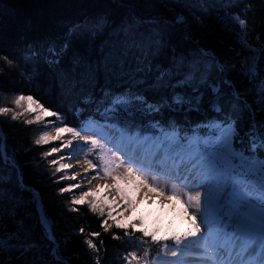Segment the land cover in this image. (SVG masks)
Here are the masks:
<instances>
[{
    "label": "snow or ice",
    "instance_id": "6c2138e0",
    "mask_svg": "<svg viewBox=\"0 0 264 264\" xmlns=\"http://www.w3.org/2000/svg\"><path fill=\"white\" fill-rule=\"evenodd\" d=\"M119 3L123 7L119 15L82 19L70 24L59 40L25 41L20 49L23 64L32 67L31 71L21 69V77L35 82L43 65L56 78L65 104L63 118L72 115L73 126H57L56 141L61 140V133L71 132L96 147L98 140L89 141L73 131L79 121L91 119L116 130L132 152V157L120 164L114 163L115 156L111 161L101 157L103 175L88 177L85 169L87 189L72 203L83 205L87 201L92 211L99 210L101 215V205L108 204V217L115 220L110 207L115 200L109 202L104 197L98 202L91 197L104 189H115L131 207L123 183L147 189L146 196L157 192L163 204L164 191L150 187L145 176L146 171L163 172L165 179L188 181L183 185L187 191L181 194L173 188L166 198L180 201L181 195L186 197L182 203L187 205L184 217L190 221V228L170 237L177 248L189 238L206 234L218 264H264V46L250 47L238 32L240 47L229 45L223 55L207 43L213 8L223 9L215 13V22L223 30L234 32L235 23L240 28L245 25L238 13L229 12L228 0H199L200 10L187 14L169 7L171 15L139 11L133 0ZM25 99L29 112L34 111L31 106L35 104L48 117L60 114L44 109L32 95H20L15 104L20 106ZM11 111L0 108L2 114ZM20 115L16 112L12 120ZM194 115L202 119L193 122ZM5 123L0 121V264H36L30 256L36 245L20 210L25 193L33 205H42L43 200L35 185L25 182L24 168L31 166L50 185L61 184L54 190L56 195L80 185L63 186V178L47 177V169L34 155L21 161L19 157L29 155L31 149L9 145ZM48 140L42 136L35 143L46 145ZM72 143L69 140L53 147L46 155L58 154ZM60 158L57 155L56 159ZM50 163L55 165L56 160ZM122 166L126 172L117 174L116 169ZM70 167L69 163L61 164L56 172ZM106 178L114 183L93 187L95 180ZM6 218L13 225L11 229ZM38 222L52 244V261L38 258L42 264H76L81 253L69 246L83 229L79 233L69 229L58 239L55 221L46 210L38 214ZM115 227L127 229L129 225L116 220ZM130 227L138 228L136 223ZM138 230L154 241L161 239L143 227ZM81 243L99 252L92 239ZM171 255L175 257L178 252L172 250ZM92 264H100L99 259L93 258Z\"/></svg>",
    "mask_w": 264,
    "mask_h": 264
},
{
    "label": "trees",
    "instance_id": "16d2710c",
    "mask_svg": "<svg viewBox=\"0 0 264 264\" xmlns=\"http://www.w3.org/2000/svg\"><path fill=\"white\" fill-rule=\"evenodd\" d=\"M133 2L137 10L142 12L151 10L171 15L167 12L169 7H174L176 11L182 10L186 14L200 10L199 0H133ZM228 3L229 12L238 13V19L245 20L244 27L240 28L238 23H235L233 27L236 31L223 30L215 22V13L222 12L223 9L213 8L209 16L211 23L207 43L223 55L229 45L240 47L236 42L238 32L250 47L264 46V0H228ZM122 10L119 0H0V53L9 57L5 59V55H0V108H4L3 103L11 97L32 95L36 103L44 109L59 111L60 114L55 117L62 120V125L73 126L71 113L67 118H63L65 104L60 99L56 78L51 72L41 65L40 76L35 82H29L27 77H21V69L32 70L31 65L22 62L21 46L25 41L49 38L59 40L72 23L101 14L119 15ZM4 96H6L5 100L2 99ZM6 107L12 111L8 114L0 113V121L7 122L3 125L7 133V143L16 148L28 146L31 149L29 155L19 157L21 161L28 160L30 155H34L47 169V177L63 178L60 172H56V164L50 163L53 160L52 155H46L56 143L50 141L46 145L43 143L37 145L35 142L44 131L40 124H28L23 113L13 121L12 115L15 113L11 105ZM199 119L202 117L195 115L192 117L193 122ZM89 126L104 127L102 123L89 119L79 121V126L73 129L88 130ZM4 171L7 169L5 168ZM24 180L28 184L35 185L43 200L42 205H33L30 197L25 193L20 210L25 228L31 232V240L36 245L30 254L31 258L36 260V264H42L41 259L38 258H43L46 262L52 261L49 255L52 244L43 235L38 222L39 206L42 213L46 210L48 216L55 221L54 230L58 239L69 229L75 230L76 233L83 229V234L74 237L73 243L69 246L73 252L81 253L76 264H92L93 258H98L100 264H123L125 257L138 250L140 246L146 250L148 248V256L152 258L165 245L163 242L153 243L139 230L131 227L117 229L115 224L106 219L104 213L101 215L99 210L92 211L87 201L83 205L72 203L70 191L56 195L54 190L62 185H50L47 178L38 176L31 166L24 168ZM63 186H68V181L65 179ZM105 220L108 222L107 225L103 223ZM5 222L9 224L10 229L13 227L7 218ZM93 233L99 235L93 236ZM114 236L120 238L115 239ZM87 239H92L97 245L98 253L87 249V245L81 243ZM139 242L144 244L141 245Z\"/></svg>",
    "mask_w": 264,
    "mask_h": 264
},
{
    "label": "rangeland",
    "instance_id": "374dc122",
    "mask_svg": "<svg viewBox=\"0 0 264 264\" xmlns=\"http://www.w3.org/2000/svg\"><path fill=\"white\" fill-rule=\"evenodd\" d=\"M4 97H2L3 100L6 99V96ZM16 99H18V97H11L7 99L3 105L5 107L11 105L14 113H23L28 121L31 120L34 124H40L44 131L39 136V139L42 136L49 137L48 142L52 141L56 143L54 147H60L62 143H67L69 140L73 142L69 148H62L60 153L52 154V159L56 160L57 168L65 163L71 165L70 168L62 169L60 171L63 179L68 181V186L76 184L80 185L75 188L74 191H70L73 193H70L72 201L78 199L82 192L87 189V180L84 177L85 169H87L88 177H91L92 175H103V161L101 160V157H103L104 160L111 161L113 156H115L114 163L120 164L122 160L126 157L128 158L129 155H132V152L128 149L127 142L122 140L119 133L111 127L94 128L93 126H89L88 130L73 129V131L79 132L80 136H87L89 141L92 139L98 140L99 144L96 147H92L90 142L86 143L78 137H74L71 132L61 133V140L56 141L57 126H64L60 122V119L55 116H46L45 112H42L40 107H36L35 104L31 106L34 111L29 112L27 110L29 108L28 101L25 99L21 102L20 106H17L15 104ZM101 145L103 147H101ZM117 149H120L125 155H121V152L117 151ZM69 153L70 155H68ZM57 155L61 157L58 160L56 159ZM89 161H91V166L89 165ZM124 172H126V167L124 166L116 169L117 174H123ZM73 176H76L77 179L73 180ZM145 176L147 177L146 183H148L150 187L157 188V191H164V198L171 196L173 188L181 194L187 191V189L183 187L185 183H188L187 180H182L177 183L173 179H165V174L163 173L156 174L155 170L146 171ZM133 179H135V177H133ZM105 183L112 184L114 182L110 178L104 180L97 179L93 182V187H99ZM121 186L131 203V207L125 205V202L119 198L115 189H104L96 196L91 197V199L98 202L104 197H107L109 202L115 200V202L110 204L112 215L116 218L115 220L108 217V211L110 210L109 205H101L104 208V215L107 220L113 224L116 223V220H120L122 223L128 224L129 227L132 223H136L138 226L136 230L143 227L149 233L155 232L156 235L161 238L154 241L150 235L146 237L153 241V243H165L160 252L155 254L152 258L148 256V248L146 250L140 246L138 250L125 257L123 264H155V259L158 258L165 249L173 250L174 248H177L170 237L173 234H183L190 228V224L185 221L187 218L183 217L184 207H187V205L183 204L182 201L186 200V197L181 195L180 201H177L174 198L175 203L177 204L173 206L170 204L168 205L167 203L162 204V198L157 195V192H151L146 196L145 192L147 189L145 188H137L134 184L123 183ZM126 207L127 210H125ZM189 214H191V210ZM141 234L143 235V232H141ZM165 236H168L169 239H162ZM201 237V234H198L195 238H189L188 240L183 241L179 248L185 247L192 240ZM139 243L141 245L144 244V242ZM133 254L135 255V259H133ZM181 259H183V256L177 255L173 257L171 261L178 262Z\"/></svg>",
    "mask_w": 264,
    "mask_h": 264
},
{
    "label": "bare ground",
    "instance_id": "6f19581e",
    "mask_svg": "<svg viewBox=\"0 0 264 264\" xmlns=\"http://www.w3.org/2000/svg\"><path fill=\"white\" fill-rule=\"evenodd\" d=\"M59 118V117H57ZM60 119V118H59ZM60 122L62 120L60 119ZM132 157V155H129V159ZM72 193V192H71ZM73 194V193H72ZM165 199V203L168 205H175L174 198L172 200ZM39 214H41V208L39 206L38 208ZM184 217V214H183ZM186 218V217H185ZM188 224H190V221L188 219L185 220ZM199 221V217H198ZM204 236L201 238L192 240L187 246L182 248H174L173 250H176L178 252V255L183 256V259L177 261H171L173 256L171 255V249H165L161 255H159L158 258L155 259V264H218V257L215 255H211V249L208 248V244L211 242L208 239H205Z\"/></svg>",
    "mask_w": 264,
    "mask_h": 264
}]
</instances>
